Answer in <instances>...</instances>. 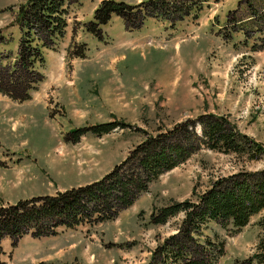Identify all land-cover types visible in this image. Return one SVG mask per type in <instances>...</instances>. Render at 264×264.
Instances as JSON below:
<instances>
[{
  "label": "rangeland",
  "instance_id": "374dc122",
  "mask_svg": "<svg viewBox=\"0 0 264 264\" xmlns=\"http://www.w3.org/2000/svg\"><path fill=\"white\" fill-rule=\"evenodd\" d=\"M20 1L0 0L3 64L15 62L20 29L11 19ZM99 1L67 2L64 32L54 47L40 46L35 68L43 78L28 98L0 92L1 204L97 179L146 135L200 113L222 114L264 143V0H175L192 12L172 23L145 16L133 28L111 14L97 36L83 24ZM82 43L84 56L74 55ZM107 121L128 126L70 138L76 127ZM263 166L201 145L112 218L26 232L14 243L3 237L0 264H147L154 245L175 230L172 219L150 223L154 206L194 198L218 176ZM258 218L252 214L236 230L215 226L224 251L214 264H233L254 250Z\"/></svg>",
  "mask_w": 264,
  "mask_h": 264
},
{
  "label": "trees",
  "instance_id": "16d2710c",
  "mask_svg": "<svg viewBox=\"0 0 264 264\" xmlns=\"http://www.w3.org/2000/svg\"><path fill=\"white\" fill-rule=\"evenodd\" d=\"M68 1L18 2L11 19L20 29L15 62L1 63L4 55L0 54L1 93L18 101L30 96L31 89L43 78L35 68V62L43 61L40 46L52 48L61 38ZM190 6L175 0H140L132 4L123 0H100L92 10V20L83 26L86 31L100 36L98 25L105 23L111 14L121 17L126 28L136 27L145 16L172 23L192 12ZM262 20L264 25V18ZM83 49L84 43L75 50H68L83 57ZM124 126L128 124L107 121L76 127L70 138L77 140L85 131L99 135ZM201 145L247 159L264 160L263 142L238 130L222 114L200 113L173 127L146 135L97 179L53 194L0 203V240L8 237L14 243L26 232L39 236L54 233L58 225L74 227L112 218L131 204L139 192L146 190L150 181ZM257 213L254 250L246 257L235 259L233 264H264V166L218 176L194 198L170 200L151 209L150 223L160 224L172 219L175 230L154 245L147 264H214L224 251V236L215 226L236 230Z\"/></svg>",
  "mask_w": 264,
  "mask_h": 264
}]
</instances>
